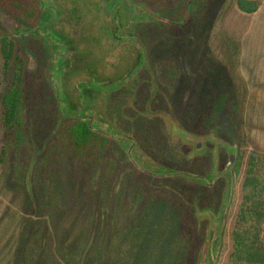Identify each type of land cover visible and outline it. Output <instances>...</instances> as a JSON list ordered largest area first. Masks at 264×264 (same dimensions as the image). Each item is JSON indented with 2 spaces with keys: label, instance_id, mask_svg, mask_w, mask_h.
<instances>
[{
  "label": "rangeland",
  "instance_id": "rangeland-1",
  "mask_svg": "<svg viewBox=\"0 0 264 264\" xmlns=\"http://www.w3.org/2000/svg\"><path fill=\"white\" fill-rule=\"evenodd\" d=\"M219 1L210 30L194 32L201 53L199 71L188 49L181 61L171 60L177 72L167 75L170 83L161 75L145 78L149 88L143 86L147 93L140 100V87L112 94L114 103L105 118L127 138L108 135V147L89 146L78 153L66 132L73 121L64 116L53 92V52L39 37L24 35L21 27L26 23L23 16L34 14L31 4L38 8V3L6 0L7 10L0 9V17L9 29L0 25L8 34L15 33L27 59V127L8 132L0 118V151H6L0 161V264H120L125 244L118 234L147 201L173 198L188 204L197 228H203L201 264H211L210 237L222 228L212 259L223 264L245 162L251 155H264V0H253L258 3L254 14L241 12L237 0ZM13 6L17 14L9 13ZM66 34L74 43L79 35L69 29ZM78 60L69 54L65 68L83 62ZM82 76L69 80L70 89ZM179 79L184 82L180 88ZM2 92L0 56V96ZM116 97L124 101H118V108ZM101 100L98 117L104 113ZM232 151L233 169L240 166L231 178ZM162 164L169 169L159 174ZM231 181L233 195L225 210ZM179 182L200 183L214 199L221 193L217 213L201 210L199 190L190 194L192 198H187L189 190L177 193Z\"/></svg>",
  "mask_w": 264,
  "mask_h": 264
},
{
  "label": "flooded vegetation",
  "instance_id": "flooded-vegetation-1",
  "mask_svg": "<svg viewBox=\"0 0 264 264\" xmlns=\"http://www.w3.org/2000/svg\"><path fill=\"white\" fill-rule=\"evenodd\" d=\"M35 1L39 7L35 8L31 4V12L34 14L22 15L26 23L24 22L21 27L26 30L24 35L39 37L53 52L50 58L54 67L51 75L53 92L62 105L64 116L72 120L73 124L84 122L95 132L102 133L104 137L116 135L120 139L127 137L105 118L106 111L112 106V94L118 95L139 89L137 96L140 100L147 93L143 86L147 85L149 88L145 78L161 75L167 81L166 84L170 83L171 78L166 80L167 75H171V71L177 72L175 66L172 69L171 60L175 63L181 61L188 49L194 52L196 60L191 59V61L194 60L193 65L196 71H199L198 68L202 66L201 53L199 39L193 38L194 32L203 28H207V32L210 30L215 19V8L220 2L219 0ZM21 5V7L26 6L23 1ZM8 10L10 14H17L12 7ZM67 29L72 30L73 35L79 33L75 43L66 34ZM199 32L201 34V31ZM9 35L14 37L15 33L11 31ZM174 51L176 52L173 53ZM71 53L79 59L78 61L83 60V62L66 69V57ZM80 73H83L82 78L75 83L73 90L70 89L69 80H74ZM198 79L197 77L196 88L200 89ZM177 85L179 88L183 87V80L179 79ZM148 93L150 96V90ZM100 97L104 113L98 117L96 109L97 99ZM120 100L124 103L122 99L116 97L117 108L121 104L118 102ZM100 125L106 132L101 131ZM132 145H135L134 142ZM148 168L151 169L149 166ZM230 177L232 178L231 175ZM231 182L225 210L233 195Z\"/></svg>",
  "mask_w": 264,
  "mask_h": 264
},
{
  "label": "trees",
  "instance_id": "trees-1",
  "mask_svg": "<svg viewBox=\"0 0 264 264\" xmlns=\"http://www.w3.org/2000/svg\"><path fill=\"white\" fill-rule=\"evenodd\" d=\"M236 4L245 14L256 12L258 7V3L253 0H237ZM0 9L7 10L6 0H0ZM13 9H15L14 6ZM21 49V44L10 37L0 25V56L3 74L0 118L4 130L11 133L27 127L25 117L27 107L23 93L28 71L27 59ZM66 132L70 144L78 153H83L89 146L102 149L108 147L109 141L84 122L72 124ZM5 152V148H2L0 161ZM239 166L240 163L229 175L232 176L234 172H238ZM158 169H160L159 174H164L168 172L165 169L169 168L166 164H162V167ZM218 184L222 192L223 180L220 179ZM174 189L177 193L189 190L187 198H192L190 194H196L199 190V202L202 204L203 201L201 210L208 208L210 210L207 211L217 213L221 193L214 199L207 187L200 183L179 182ZM185 202L188 203V200ZM202 229L197 228L193 209L188 204L184 205L182 200L176 202L173 198L169 201L160 199L147 201L136 219L118 234L125 244L123 257L119 259L120 264H201L203 252L199 254L198 249L205 242ZM222 232L220 227L219 232L210 237L211 264L216 263L212 259L213 247L220 242ZM229 240V250L223 264H264V155H251L245 162L239 203L231 224Z\"/></svg>",
  "mask_w": 264,
  "mask_h": 264
},
{
  "label": "water",
  "instance_id": "water-1",
  "mask_svg": "<svg viewBox=\"0 0 264 264\" xmlns=\"http://www.w3.org/2000/svg\"><path fill=\"white\" fill-rule=\"evenodd\" d=\"M0 23L3 25V27L9 29V27L7 26V22L4 20L3 17H0ZM234 161H235V151H232L230 152L229 163H228L229 167L231 168V173L233 172ZM231 188H233L232 182H231Z\"/></svg>",
  "mask_w": 264,
  "mask_h": 264
},
{
  "label": "crops",
  "instance_id": "crops-1",
  "mask_svg": "<svg viewBox=\"0 0 264 264\" xmlns=\"http://www.w3.org/2000/svg\"><path fill=\"white\" fill-rule=\"evenodd\" d=\"M254 14V13H253ZM263 55V53L261 52V55L260 56H262Z\"/></svg>",
  "mask_w": 264,
  "mask_h": 264
}]
</instances>
